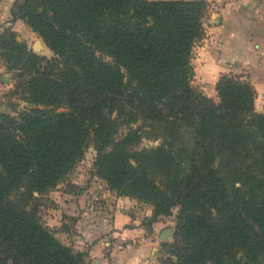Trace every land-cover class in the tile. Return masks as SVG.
Returning a JSON list of instances; mask_svg holds the SVG:
<instances>
[{"label": "trees", "instance_id": "1", "mask_svg": "<svg viewBox=\"0 0 264 264\" xmlns=\"http://www.w3.org/2000/svg\"><path fill=\"white\" fill-rule=\"evenodd\" d=\"M208 6L13 0L0 11L54 53L38 56L11 26L0 30V60L15 72L6 99L20 90L28 103L50 107L0 112V264H85L86 254L56 239L26 205L67 174L89 139L96 175L109 187L151 203L155 218L178 207L164 264H264V109L255 111L253 85L230 73L217 79L216 99L191 84ZM113 111L128 122L140 112L164 136L160 145L129 151L139 130L126 122L114 139Z\"/></svg>", "mask_w": 264, "mask_h": 264}, {"label": "rangeland", "instance_id": "2", "mask_svg": "<svg viewBox=\"0 0 264 264\" xmlns=\"http://www.w3.org/2000/svg\"><path fill=\"white\" fill-rule=\"evenodd\" d=\"M9 26L15 32L17 39L24 42L30 51L47 59L54 56L53 51L47 46L45 41L39 35L33 33L25 23H13ZM200 40L192 47L193 62L201 44ZM262 55L260 54V57L264 60V55ZM1 63L2 60H0V66ZM259 63L261 65L255 63L253 70L248 67L243 68L244 66L240 69L237 64L232 63V67H230L232 70L229 72L231 75L251 82L255 87L254 106L257 112L264 109V61H261L260 58ZM234 67H237L236 70H233ZM7 73L9 78H11L15 72L10 71ZM191 84L197 91L216 99L215 88L212 89V87L202 84L197 77H192ZM18 91L5 100L6 113L17 117L19 112L30 110L33 107L50 108L42 105L34 106L28 103L25 99V94L20 90ZM51 108L54 109L53 111L65 110L62 106H52ZM126 109L130 108L127 107ZM134 113L133 120L128 122L130 119L128 114L112 112L111 118L115 123L114 139L118 140V137L125 135L127 132L125 126L128 125L126 124L128 122L131 123L132 129L139 130V138L133 142L131 141L126 146L129 151L151 149L160 145L164 136L153 128H148L145 124L147 121L140 117V112L135 111ZM184 132L183 130L180 133L184 135ZM95 156L96 150L89 139L87 146L83 148L82 155L70 167L67 174L45 191L41 193L33 192L32 197L27 200L26 209L38 223L47 227L60 242L70 246L74 251L85 253V264H90L87 247L91 240L106 239L115 243L113 236H109L111 227L106 225L101 230V224L108 223L109 220L111 222L116 215L126 214L133 218L134 223H139L144 233L154 232L155 239L159 243V252L156 257L155 255L154 257L146 255V257L140 258L137 264H164V259L167 255L165 251L167 246L165 247V244L172 243L175 238L174 230L178 207H173L171 214L168 216L159 215L155 218L153 216L154 207L151 203L109 187L103 178L96 175ZM238 184L236 182L237 186ZM73 213L79 214L81 221L71 218L70 216ZM155 223L158 226L153 229V224ZM97 228L100 231L97 232ZM87 229L94 234L87 236ZM80 235L83 238L79 237ZM121 242L123 243L122 240H119V243ZM119 243L118 245H120Z\"/></svg>", "mask_w": 264, "mask_h": 264}, {"label": "crops", "instance_id": "3", "mask_svg": "<svg viewBox=\"0 0 264 264\" xmlns=\"http://www.w3.org/2000/svg\"><path fill=\"white\" fill-rule=\"evenodd\" d=\"M12 1L0 0V11L8 13ZM205 1L209 4L204 20L205 33L200 40L194 62L192 58L193 76L213 89L221 74L231 72L232 63L237 64L240 69L244 66L243 68L253 70L255 63L260 64V58L264 61L260 57V54L264 55V0ZM13 23L24 22L21 19L13 22L10 15L5 14L0 19V30ZM4 68L1 63L0 80L3 82L4 93L0 96V112L7 110L5 94L12 85ZM76 221H81L80 215L76 217ZM134 222L132 217L123 214L116 215L111 222L109 220L108 223H102L101 230L106 225L111 227L109 236H113L115 243L106 239L91 240L87 247L90 264H137L146 255L156 257L159 243L154 232L144 233L139 223ZM157 223L153 224V229L158 226ZM88 231L89 229L86 231L87 236L94 234ZM96 231L100 229L97 228ZM79 237L83 238L81 235ZM119 240L123 243H119Z\"/></svg>", "mask_w": 264, "mask_h": 264}, {"label": "built area", "instance_id": "4", "mask_svg": "<svg viewBox=\"0 0 264 264\" xmlns=\"http://www.w3.org/2000/svg\"><path fill=\"white\" fill-rule=\"evenodd\" d=\"M4 93L3 82L0 80V96Z\"/></svg>", "mask_w": 264, "mask_h": 264}]
</instances>
